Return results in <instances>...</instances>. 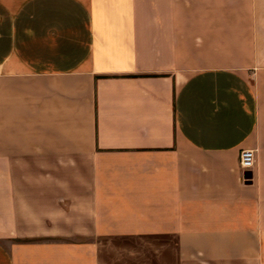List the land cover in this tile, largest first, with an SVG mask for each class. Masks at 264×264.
<instances>
[{"label": "crops", "instance_id": "1", "mask_svg": "<svg viewBox=\"0 0 264 264\" xmlns=\"http://www.w3.org/2000/svg\"><path fill=\"white\" fill-rule=\"evenodd\" d=\"M0 264H264V0H0Z\"/></svg>", "mask_w": 264, "mask_h": 264}, {"label": "built area", "instance_id": "2", "mask_svg": "<svg viewBox=\"0 0 264 264\" xmlns=\"http://www.w3.org/2000/svg\"><path fill=\"white\" fill-rule=\"evenodd\" d=\"M255 151L243 149L240 154V163L244 171L253 169L255 165Z\"/></svg>", "mask_w": 264, "mask_h": 264}, {"label": "water", "instance_id": "3", "mask_svg": "<svg viewBox=\"0 0 264 264\" xmlns=\"http://www.w3.org/2000/svg\"><path fill=\"white\" fill-rule=\"evenodd\" d=\"M247 174H250L251 175V172L248 170Z\"/></svg>", "mask_w": 264, "mask_h": 264}]
</instances>
